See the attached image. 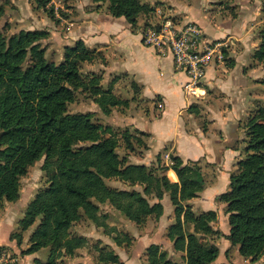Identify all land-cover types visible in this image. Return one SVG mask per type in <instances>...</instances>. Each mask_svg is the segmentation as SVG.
I'll return each mask as SVG.
<instances>
[{"label": "trees", "instance_id": "1", "mask_svg": "<svg viewBox=\"0 0 264 264\" xmlns=\"http://www.w3.org/2000/svg\"><path fill=\"white\" fill-rule=\"evenodd\" d=\"M94 1L109 2V12L115 17L124 16L133 30L138 28L140 15L153 13L158 4L165 5L161 1L157 5L142 0ZM46 3L47 0H39L41 6ZM4 14L5 6L0 0V17ZM46 35L43 30L23 29L8 36L0 30V206L3 201L20 198L21 178L34 162L46 156V167L54 169L50 184L29 203L21 219L24 231L41 218L24 253L50 247L48 260L38 259L34 264H59L63 251L73 252L87 242L86 237L72 234L76 221L87 216L108 227L98 202L107 201L129 219L143 224L150 215H163L162 199L169 193L176 221L170 224L168 236L174 248L184 252V263L172 262L160 244L152 243L147 248L149 264H213L220 247L215 241L204 239L218 232L213 225L218 213L214 209L198 213L185 202L196 197L208 182L201 163H185L177 154L172 155L174 164L170 166L128 163V156L121 157L118 151L119 137L112 133L111 126L106 128L94 121L91 111L73 114L68 110L79 90L90 92L107 114L117 106L129 107L130 98L113 91L120 76L104 87L101 71H84L85 63H105L106 58L102 50L90 48L82 39L65 46L62 62L49 60L40 43ZM259 37L260 44L252 57L264 61V26ZM28 53L32 61L25 65ZM132 87L135 95L141 93L138 82L133 81ZM193 106L194 112L200 113V107ZM203 126L206 129V123ZM245 128L246 154L230 174V189L217 198L226 204L230 231L225 236L230 244L238 246L245 258L264 257V105L256 107ZM125 131L129 147L134 148L135 138L146 147L144 136L149 137V133L139 129L135 133ZM81 143L85 145L79 146ZM169 168L175 170L176 176H171H178V181L170 179ZM112 177L131 186L141 185L143 190L111 187L106 179ZM150 199L156 200L153 205ZM11 238L19 244L23 237L12 232ZM116 239L121 243L119 237ZM100 260L121 261L112 249H101Z\"/></svg>", "mask_w": 264, "mask_h": 264}, {"label": "crops", "instance_id": "2", "mask_svg": "<svg viewBox=\"0 0 264 264\" xmlns=\"http://www.w3.org/2000/svg\"><path fill=\"white\" fill-rule=\"evenodd\" d=\"M87 1L88 3H81V6L76 7L79 14L76 20L68 21L71 24L69 31H64V27L58 24L56 29L52 28L53 34L60 43L64 41L66 45H72L82 39L90 48L102 50L106 63H100L98 69L93 70L101 71L103 80H107L108 83L115 76H120L113 88L117 95L133 99L136 95L131 86L132 82L136 81L141 86V98L148 99L152 105L155 99H159L162 107L159 113H155L152 109L150 112L139 110L133 114L128 110L129 117L125 123L131 128L150 134L149 148L142 153L147 159H152V156L160 154L162 150H166L165 147H169L168 150L181 156L185 163L199 161L204 164L205 177L210 166H214L216 171L213 177L205 188L188 202L198 213L210 210L202 207L211 205V202H221L217 198L219 193L214 185L215 180H219L223 185H230V174L234 171V167L238 168V161L243 158L239 157L242 155L239 141L242 139L246 142L245 123L260 104L257 102L256 107L246 114L249 108L248 94L251 93L250 78L253 81H264V61H257L252 57L254 49L260 44L255 41L256 37L250 31L254 15L259 13L255 10L256 3L253 0H188L187 2L154 0V4L156 1L167 2L174 15L181 20L190 19L199 22L210 39L224 40L227 46L231 43L224 62L213 61L208 65L203 80V93L198 95L200 97L198 100L196 99L198 96L193 97L185 92L187 74L176 67L170 52L161 53L154 47L146 45L142 36L143 28L133 30L124 16L115 17L109 11L106 13L96 8L98 2ZM225 3L229 6H237L238 14L234 16L229 12V8L222 10L221 8H226ZM207 11L212 14L209 18L204 16ZM31 19L30 22L40 20L34 15ZM257 37L260 39L259 35ZM228 58L231 59L229 64H227ZM122 81L130 83L127 87V95L119 90V83ZM222 98L226 100L227 106L216 107L215 104L218 103L216 101ZM194 100L202 101L200 113L191 112L194 111L193 105H196L193 103ZM202 114L207 122L206 129L196 120ZM242 127L245 128L243 134H241ZM167 165L171 164L167 163ZM170 171L176 173L173 168H169L167 174L170 179L178 181V176L173 178L172 176L176 174L171 176ZM162 202L166 205V197ZM221 206L219 205V208ZM214 210L218 214L221 211ZM12 221L9 219L2 221L9 230L6 239L0 242V246L17 250L18 242L11 238ZM229 231L224 234H228Z\"/></svg>", "mask_w": 264, "mask_h": 264}, {"label": "rangeland", "instance_id": "3", "mask_svg": "<svg viewBox=\"0 0 264 264\" xmlns=\"http://www.w3.org/2000/svg\"><path fill=\"white\" fill-rule=\"evenodd\" d=\"M23 1H25V3H23ZM142 1L152 5L154 4V0ZM179 1L187 2L188 0ZM157 2L159 1H156L154 5H157ZM228 2L229 1H227V3ZM253 2L256 3L255 10L259 11V13L254 15L251 23L252 25H250V31L253 36L256 37L255 41L259 43L260 39L257 35H259L260 29L264 26V0H253ZM81 3L85 4L88 3V1L47 0V3L44 6H41L39 5V0H3L5 14L0 17V30H3L8 36L23 29L46 31L48 35L40 40L41 47L45 49L46 56L49 60L54 61L55 63H60L64 60L65 46L67 45L64 41L60 43L59 40H57L56 35L53 34L52 28L54 27L56 29L58 24H60L59 26L64 27V31H69L68 29L71 27L69 22H71V20H76V17L79 14L76 7L81 6ZM250 4L251 2H249V5ZM165 7L168 12L174 14V11L171 10V6L169 4H166ZM96 8H100L107 13V11H109V2H102ZM228 8L229 12L237 13V6H234V8L231 9L229 5H226V8L223 7L221 9L225 10ZM13 9H16L17 11ZM215 10H217V8H215ZM33 15L40 20L30 22L29 20H32L31 18H33ZM211 15L212 14H210L209 11L204 13V16L207 18ZM154 20H156L154 11L153 13L151 12L147 15H140L138 28H136V30L144 28L147 24H150ZM56 34L58 35L59 32ZM213 40L218 41L219 39ZM230 46L231 43H229L228 46H223V50L225 51V49H227V51H229L228 49ZM230 60V58L227 59V64H229ZM31 61L32 56L28 53L24 59V64L28 65ZM100 63V61L85 63L83 70L90 71L98 69ZM107 79L109 80L110 78ZM102 84L104 87H107V80H102ZM119 86V90L123 91V94L127 95V87L130 86V83L122 81L119 83ZM132 89L134 88L132 87ZM249 90L251 93L250 95L248 94L247 104L249 105V108L246 110V114H249V112H251L250 110L256 107L257 102H259L260 105H264V81H253L250 78ZM197 98L199 100L200 97L198 96L196 99ZM130 100L131 103L129 107L125 108L117 106L113 108V114H107L102 110L98 103L93 100V96L90 92L86 90H79L77 91L76 99L69 103L68 110L73 114L91 111L94 114V121L104 125L106 128L107 126H111L115 131L111 130L112 133H115L119 137L118 151L121 157L128 156V163L146 164L150 167H155L159 164H174L172 155L175 153L168 150L169 147H165L166 150L161 151V158L158 157L157 154L152 156V159H147L146 156H142V153L149 148V138L147 136H144V139L147 140L146 147H143L142 143L138 142L136 138L133 139L134 148L129 147V144L124 136V133L126 132L125 130L135 133L136 129L131 128L130 125L125 123L127 121V117H129L128 110H130L133 114L139 110L150 112L152 109L155 113H159L162 108L160 106L159 99H155L154 104L152 105L149 103L148 99L141 98L140 94H136V96ZM216 102H218L215 104L216 107L217 105H220L221 107L224 105L227 106L224 98L219 99ZM193 103H195L198 107H200V110H202V101L197 102L194 100ZM191 112L195 113L194 111ZM243 117L245 118V116ZM196 120H198L202 125L207 123L203 114L198 116ZM244 131L245 128L242 127L241 134H243ZM84 145L85 143H81L79 146ZM245 145L246 142L241 139L239 141V146L242 151V155H239V157L245 156ZM46 161L47 157L43 156L41 159L30 165L28 167L27 174L21 178L20 198L15 202L3 201L0 206V242L6 239L9 230L2 222L6 219H9L10 221L14 219L11 224L12 232L21 233L23 237L21 243L18 244L19 247L17 250L8 246H0V264H34L35 260L39 259L41 261H47L49 258L50 247L41 248L37 252L31 254L24 253V250H26L30 245V237L41 218L38 217L36 222L27 230L23 231L21 226V219L24 218L29 203L36 197L39 191L46 188L50 184V177L54 169L46 167ZM201 165L204 169V164L201 163ZM210 167V170H208V173L206 174L207 181L213 177V173L216 171L215 168H213L214 166ZM236 168L237 166L234 167V171H236ZM169 173L170 175H175L173 171H170ZM106 182L109 186L119 189L137 188L143 190L141 185L131 186L128 182L119 177L106 179ZM214 185L216 186V190L219 194L230 189L229 184L223 185L217 179L215 180ZM165 197L166 205L163 204L165 206L163 215L159 218H156L154 215H150L147 221L143 224H138L129 219L125 214L107 201L98 202L100 206V214L103 215L102 220H106L108 227L100 225L87 216L76 221L71 228L72 234L86 237L87 242L84 246L73 252L63 251L62 255L58 259L59 264H149L147 258V248L152 243L160 244L161 248L167 251V257L172 262L184 263V252L175 249L173 241H171L168 236V228L172 222L176 221V218L174 205L172 204L171 199H169V193H166L163 198ZM155 201V199H150V204L153 205ZM185 202L188 203L189 201ZM221 202H211V205L202 207V209L206 208L205 210H207V208L221 210L218 214L217 221L213 223L214 228L218 229V232L208 235L204 239V241H215L220 247V254L213 264H228L230 262L235 264H262L264 257L245 258L239 253L238 246L231 245L229 240L226 238V234H224V232L229 231L230 225L228 222V214L225 211V206H223L225 204ZM219 205H222L221 208H219ZM116 237L121 239V243L117 241ZM101 249L114 250L119 254L121 261L113 263L100 260Z\"/></svg>", "mask_w": 264, "mask_h": 264}, {"label": "built area", "instance_id": "4", "mask_svg": "<svg viewBox=\"0 0 264 264\" xmlns=\"http://www.w3.org/2000/svg\"><path fill=\"white\" fill-rule=\"evenodd\" d=\"M156 20L142 29L143 41L161 53L170 52L175 65L187 74L185 92L190 96L203 93L207 67L213 61L224 62L227 42L210 39L195 20H181L162 5L154 10Z\"/></svg>", "mask_w": 264, "mask_h": 264}]
</instances>
